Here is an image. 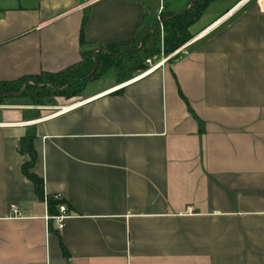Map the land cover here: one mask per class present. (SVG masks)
<instances>
[{
    "label": "crops",
    "instance_id": "obj_1",
    "mask_svg": "<svg viewBox=\"0 0 264 264\" xmlns=\"http://www.w3.org/2000/svg\"><path fill=\"white\" fill-rule=\"evenodd\" d=\"M148 4L0 0V84L134 50ZM239 4L210 6L201 35L136 79L0 105V264H264V4ZM58 195L61 231L44 201Z\"/></svg>",
    "mask_w": 264,
    "mask_h": 264
},
{
    "label": "trees",
    "instance_id": "obj_2",
    "mask_svg": "<svg viewBox=\"0 0 264 264\" xmlns=\"http://www.w3.org/2000/svg\"><path fill=\"white\" fill-rule=\"evenodd\" d=\"M217 1L219 0H196L188 11L184 9L162 13V15L167 14L163 17L162 22L164 30L162 51L160 50L162 54L169 57L186 46L194 38V35L190 33V29L201 20L211 4ZM178 12L180 13L177 14ZM149 39L150 37L140 50L134 49L123 52L119 48H107L98 50L95 53L92 51L83 53V60L80 65L56 76H37L15 83L0 84V105L10 98H29L36 106H41L44 105L42 104L43 100L49 98L51 94L57 97L73 98L82 91L85 82L102 78L117 62L122 61L126 56L133 59L136 55L141 54ZM179 57L180 54L176 56V58ZM147 70L148 66L144 64H134L130 68L131 77ZM90 75L92 76L88 78ZM30 83H33L32 86ZM182 98L186 101L184 97ZM186 103L188 105L187 101ZM31 141L27 142L24 139L23 152L31 156V161L24 166L23 171L26 177L35 185L38 195L43 197V182L31 172L36 161ZM58 204L60 205V202L50 200L49 210L56 209V205L59 206Z\"/></svg>",
    "mask_w": 264,
    "mask_h": 264
},
{
    "label": "rangeland",
    "instance_id": "obj_3",
    "mask_svg": "<svg viewBox=\"0 0 264 264\" xmlns=\"http://www.w3.org/2000/svg\"><path fill=\"white\" fill-rule=\"evenodd\" d=\"M192 0H150V4L149 7L151 9L148 10V16L149 19L151 20V25L146 29L143 30L142 36H145V34H147L148 32L152 31L151 35H150V39L146 44V48L144 49V51L139 54L136 55L133 59H129L127 56L125 58L122 59V61L117 62L112 68L111 70L102 78L105 81H109L111 79H113V76L116 74L120 75L121 77L125 78V80L128 79L132 80V79H136L135 76H132V73L130 72V68L134 65V64H144L146 66H148V70L150 71L153 68L157 67L155 64V62L158 61H154L151 60L152 57L157 56L159 54V52H161L159 50V48H162V35H164V30L162 31L161 26H159L156 30V32H153L154 29L158 26V25H162L163 22V17H165L164 14L162 15V13L165 12H176V11H182L184 9H188L191 5ZM234 1H238V3L242 2L243 0H221L219 2H217L216 4L211 6V15L212 14H216L220 9H222L221 7L224 5H227L228 3H232ZM198 24V23H197ZM202 28V24H199L196 26V24L190 29V33L192 35H194V38L196 37L195 35H201L199 32V30ZM150 34V33H149ZM140 44L135 47V49H139ZM148 48L149 51L145 53V50H147ZM159 50V51H158ZM162 54V52H161ZM164 56V55H163ZM166 57V56H165ZM151 61V62H150ZM143 73V72H142ZM131 77V78H130ZM122 78V79H123ZM98 79V80H100ZM97 81V80H95ZM95 81H87L84 84V88L82 89V91L77 94L75 97L80 96L81 94H83V91L86 89V91L91 90L92 88L96 87V83ZM33 83H30V85L32 86ZM53 94L50 95L49 98L44 99L43 103L44 105H41L40 107H48V106H55L57 101L56 99H62V101H70L71 99L75 98H66V97H57V96H52ZM5 102V101H4ZM26 102L31 103V105L36 106L35 103H33L31 100H29V98L26 99Z\"/></svg>",
    "mask_w": 264,
    "mask_h": 264
},
{
    "label": "built area",
    "instance_id": "obj_4",
    "mask_svg": "<svg viewBox=\"0 0 264 264\" xmlns=\"http://www.w3.org/2000/svg\"><path fill=\"white\" fill-rule=\"evenodd\" d=\"M248 1H250V0H243L242 2H240L239 6L240 5H243L244 3H247ZM263 4H264V0H263ZM160 26H161L162 31H163V26L162 25H160ZM54 199H55V201L60 202V205L58 207L59 212H58L57 215L52 216L50 218V220L54 221L55 222L56 229L58 231H61V230H63V228L65 226V222L70 218V216L68 214V207H67V205L64 204V203H61L63 197L60 196V195H58ZM44 201H45V203L47 205H49V201H50L49 196H45ZM10 210L14 214L15 217H20L21 216L20 210H19V208H18L17 205H15V204L11 205L10 206Z\"/></svg>",
    "mask_w": 264,
    "mask_h": 264
},
{
    "label": "water",
    "instance_id": "obj_5",
    "mask_svg": "<svg viewBox=\"0 0 264 264\" xmlns=\"http://www.w3.org/2000/svg\"><path fill=\"white\" fill-rule=\"evenodd\" d=\"M196 0H193L192 1V3H191V5H190V7L186 10V11H188V10H190L191 8H192V6L194 5V2H195ZM180 12H178L177 14H179ZM176 14V15H177ZM159 26V25H158ZM158 26L154 29V31L153 32H156V30H157V28H158ZM152 33V32H151ZM150 35L151 34H148L145 38H143V40L141 41V46H140V48L139 49H137V50H140V49H142L143 48V46H144V44H145V42H146V40L150 37ZM97 65V64H96ZM92 75H90L88 78H90Z\"/></svg>",
    "mask_w": 264,
    "mask_h": 264
}]
</instances>
